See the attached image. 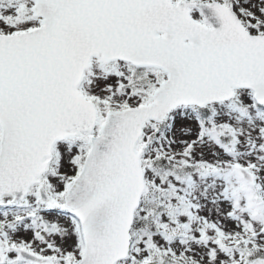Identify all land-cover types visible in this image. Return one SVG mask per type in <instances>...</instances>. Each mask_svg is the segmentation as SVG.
<instances>
[{
    "label": "snow or ice",
    "instance_id": "obj_1",
    "mask_svg": "<svg viewBox=\"0 0 264 264\" xmlns=\"http://www.w3.org/2000/svg\"><path fill=\"white\" fill-rule=\"evenodd\" d=\"M0 264H264V0H0Z\"/></svg>",
    "mask_w": 264,
    "mask_h": 264
}]
</instances>
